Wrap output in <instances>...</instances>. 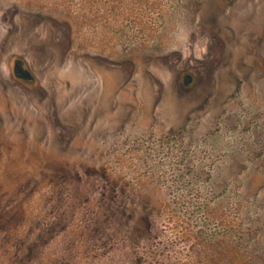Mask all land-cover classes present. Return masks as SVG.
Wrapping results in <instances>:
<instances>
[{
  "label": "rangeland",
  "instance_id": "obj_1",
  "mask_svg": "<svg viewBox=\"0 0 264 264\" xmlns=\"http://www.w3.org/2000/svg\"><path fill=\"white\" fill-rule=\"evenodd\" d=\"M0 264H264V0H0Z\"/></svg>",
  "mask_w": 264,
  "mask_h": 264
},
{
  "label": "flooded vegetation",
  "instance_id": "obj_2",
  "mask_svg": "<svg viewBox=\"0 0 264 264\" xmlns=\"http://www.w3.org/2000/svg\"><path fill=\"white\" fill-rule=\"evenodd\" d=\"M15 71L19 76H24L25 69L23 68L22 64H18L15 68Z\"/></svg>",
  "mask_w": 264,
  "mask_h": 264
},
{
  "label": "water",
  "instance_id": "obj_3",
  "mask_svg": "<svg viewBox=\"0 0 264 264\" xmlns=\"http://www.w3.org/2000/svg\"><path fill=\"white\" fill-rule=\"evenodd\" d=\"M26 77H28V78H31V76L29 75V76H26Z\"/></svg>",
  "mask_w": 264,
  "mask_h": 264
}]
</instances>
